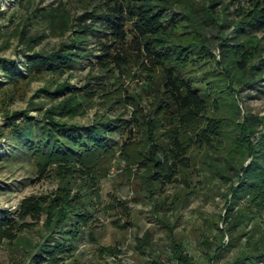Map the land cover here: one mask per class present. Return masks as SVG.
I'll use <instances>...</instances> for the list:
<instances>
[{
	"label": "trees",
	"instance_id": "trees-1",
	"mask_svg": "<svg viewBox=\"0 0 264 264\" xmlns=\"http://www.w3.org/2000/svg\"><path fill=\"white\" fill-rule=\"evenodd\" d=\"M14 1L22 5L32 0ZM235 1L233 12H224L228 4L215 10L220 0H209L206 5L196 0H102L75 22L62 10L42 14L52 32L70 33L69 41L51 53L32 52L25 74L14 60L0 58V64L8 67V84L49 76L48 87L35 96L47 93L62 98L40 117L31 116L29 109L5 114L0 136L7 134L12 143V159L27 156L40 179H56L59 185L50 195L23 199L16 216L1 210L0 246L7 242L12 252L25 254L35 248V264H79L75 251L94 226L95 205L101 200L99 165L116 148L128 162L130 148L141 144L137 171L142 172L152 218L166 230L172 260L196 264L163 214L169 206L178 207L179 197L171 200L167 190L189 181L195 168L191 151L198 149L209 160L204 168L230 183L226 214L218 217L225 228L217 227L228 242L204 239L206 250L215 252L214 258L208 257L209 264L235 247L237 253L226 264H264V230L256 221L247 228L256 216L264 218L262 120L245 116L240 122L238 98L264 78V0ZM228 14L233 15L231 20ZM230 27L232 32H223ZM212 29L217 32V54L209 37ZM27 42L37 45L39 40L29 38ZM85 61L89 72L83 86L53 80L64 76L70 80ZM136 66L153 89L154 102L146 113L125 96L128 89H123L126 79L136 76ZM130 105L134 109L127 120L124 111ZM97 107L102 111H96L90 123L74 122ZM192 128L185 138L184 132ZM114 135L124 137L120 146ZM256 135L260 140L254 143ZM230 171L235 172L237 182ZM116 201L119 213L128 220L127 204ZM41 221L37 242L22 235L33 232ZM136 248L142 254L152 251L149 231L137 238ZM100 251L119 253L111 247ZM152 264L160 262L153 260Z\"/></svg>",
	"mask_w": 264,
	"mask_h": 264
},
{
	"label": "rangeland",
	"instance_id": "rangeland-1",
	"mask_svg": "<svg viewBox=\"0 0 264 264\" xmlns=\"http://www.w3.org/2000/svg\"><path fill=\"white\" fill-rule=\"evenodd\" d=\"M101 1L32 0L23 1V4L19 5L14 0H0V13L3 14L0 17V58L16 61L19 72L24 73L26 60L32 52L51 53L62 43L68 42L71 37L70 33L61 36L52 32L48 18L42 17L43 13H50L53 10L66 11L75 22L74 20L80 15L98 7ZM220 1L215 10H221L228 4L224 12H233L237 3L235 0ZM196 2L206 5L209 0H196ZM226 16L231 20L233 15ZM223 32H232V27ZM209 37L213 43V52L217 54V32L212 29ZM29 38L39 40L38 44L28 43ZM87 47L91 48L92 45L89 44ZM7 69L6 65L0 64V130L4 126L5 114L29 109L31 116L40 117L45 109L62 98L57 99L58 95L51 96L47 93H39L37 97L35 96L36 92L47 86L46 82H50L49 76L36 80L29 77L21 79L20 76L19 83L8 84L5 75ZM88 72L87 61H85L84 66L76 69L74 77L70 80L67 76L53 80L57 83L68 80L70 85L78 88L87 82ZM135 75L132 79H126L123 89H128V93L125 96L133 98L146 113L152 108L151 104L154 102L153 89L147 85L145 74L139 70L138 66L135 68ZM238 98L241 110L239 121H244L245 116L261 119L259 133L264 134V78L256 87L240 92ZM133 109L134 107L130 105L124 111L123 118L129 120ZM96 111L102 110L99 107L94 108L87 115L76 118L74 122L88 124L95 118ZM110 117L113 115L111 114ZM233 125L232 123L230 127ZM192 130L193 128L184 132L185 138L190 136ZM123 138L121 135L113 136L118 146L121 145ZM258 138L259 136L256 135V138L252 139L254 143L260 140ZM11 144L7 134L0 136V212L4 209L15 213L23 199L50 195L58 189L59 183L56 179H40L32 160L27 156L21 155L12 159L9 156ZM141 150V144L131 147L128 151L129 161L124 162L120 158V150L116 148V152L106 156L99 165L101 200L95 205L94 226L90 227V231L85 232L75 251V259L79 264H152L153 260L160 264H177L171 259L166 230L152 218L150 204L145 198L146 185L142 172L137 171L136 164ZM19 154L21 152H17V155ZM191 155L195 168L191 170L189 181L182 180L167 190L171 200L175 196L179 197L178 207H167L163 215L170 220L174 234L182 241L185 250L193 257L195 263L209 264L208 257L214 258L215 252L206 250L202 243L204 239L207 238L215 244L221 241L228 242L227 236L220 237L217 227L225 228L218 217L226 214L224 209L227 199L230 198L227 191L230 183L204 168L203 164L209 161L205 158L204 150L192 149ZM217 159L221 162V158ZM247 163L248 161L245 166ZM212 176L213 179L209 182V177ZM229 176L233 182H237L234 171H230ZM116 200L127 204L128 220L119 213ZM262 212L264 214V210ZM254 221L260 223V230L263 231L264 218L261 216H256L252 222L248 223L247 228L250 229ZM41 230L42 221L34 227L33 232L22 235L31 238L35 243L39 239ZM147 231L152 234L153 249L142 254L136 248V240L142 238ZM244 241L245 237L240 239V244H244ZM108 247L116 248L119 253L100 251ZM237 251L238 247H235L231 249V252H223L213 264L230 262ZM35 252V248L26 254L21 251L12 252V246L5 242L0 246V264H35L32 257Z\"/></svg>",
	"mask_w": 264,
	"mask_h": 264
}]
</instances>
